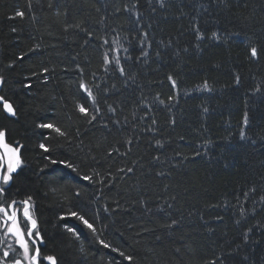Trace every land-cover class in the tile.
Instances as JSON below:
<instances>
[{"label":"trees","instance_id":"trees-1","mask_svg":"<svg viewBox=\"0 0 264 264\" xmlns=\"http://www.w3.org/2000/svg\"><path fill=\"white\" fill-rule=\"evenodd\" d=\"M0 76L43 255L264 264V0H0Z\"/></svg>","mask_w":264,"mask_h":264},{"label":"snow or ice","instance_id":"snow-or-ice-1","mask_svg":"<svg viewBox=\"0 0 264 264\" xmlns=\"http://www.w3.org/2000/svg\"><path fill=\"white\" fill-rule=\"evenodd\" d=\"M161 4H163V0H161ZM16 15L23 17L25 13L23 11H18ZM57 15H59V12ZM213 36L216 39H220L216 33H213ZM104 43L107 44L108 41L105 40ZM126 51L127 49H125V52ZM250 51L252 57L257 56L256 47H252ZM116 52H119V48L116 49ZM143 54L146 55V53ZM113 59L115 60V64L119 66L121 63L119 56L116 55ZM104 61L105 65L112 62L109 60L107 53L104 54ZM119 70L122 74L124 73V68L122 66ZM44 71L47 72L48 69H44ZM169 79L171 80L172 85L175 86L176 81L171 77H169ZM237 82H239V77H237ZM4 83V77L0 76V91H2ZM204 87H208L207 81H205ZM80 88L87 93V96L91 98L92 103L95 106L97 103L96 98L83 81L80 83ZM169 99H174V97H170ZM161 103H163V101H161ZM0 106H2V110L10 116H16V108L14 107L13 102H11L10 99H7L5 95H0ZM78 110L80 113L90 116V121L97 118L96 115L90 113L89 109L84 107L83 104L78 106ZM98 110V106H96L94 111ZM109 111L114 112L115 109L109 106ZM244 122L245 124L248 122L247 115L245 116ZM117 123H119V121H117ZM38 127L51 129L61 136L66 135V133L62 132L59 127H56L52 123L41 124ZM7 131V129H0V232H2V236H0V244H7V247L0 252V264H41L40 248L44 241L43 236H41L39 232L37 220L33 217L30 211L33 207L32 197L28 196L22 201L8 199L12 195L11 187L15 183L14 174L17 176L19 175V170L21 169L23 161L20 157V148L22 146L17 144V146L14 147L7 143ZM240 135L243 138L245 134L244 132H241ZM157 143L159 144L160 142L157 141ZM39 147L45 152L49 151L44 144H40ZM52 163H56V161H52ZM61 163L65 162L61 161ZM67 167L72 168V164L68 163ZM128 171H132V169H128ZM84 179L89 180L91 177L85 176ZM18 205H20V207H18ZM241 212H243V209H241ZM70 214L72 216H77V213L75 212ZM21 215L23 217L24 226L27 228L26 232L20 223ZM79 220H81L88 229H91L93 232L96 231L93 224L89 223L83 216H79ZM177 223L178 222L175 220L172 221V224ZM168 227H171V225ZM69 231L74 232V229H69ZM249 231H251V229H249ZM10 238L15 240V244L18 245V248L13 247L12 243L9 242ZM244 239L247 240L248 236L245 235ZM100 243L104 244L105 247H109V245L105 244L103 240H101ZM43 259L46 260L48 264H57L55 256L48 255ZM127 259L132 261L133 257L128 256Z\"/></svg>","mask_w":264,"mask_h":264},{"label":"bare ground","instance_id":"bare-ground-1","mask_svg":"<svg viewBox=\"0 0 264 264\" xmlns=\"http://www.w3.org/2000/svg\"><path fill=\"white\" fill-rule=\"evenodd\" d=\"M1 92L2 91H0V95H1ZM0 109H1V111L3 112V113H5L3 110H2V106H0ZM5 115H7L6 113H5ZM8 116V115H7ZM9 117V116H8ZM15 118V117H14ZM7 143H9L10 145H12V146H17V144L18 145H20L19 144V142H13V143H11L10 141H8V139H7ZM20 157H21V148H20ZM14 176H15V174H14ZM13 198H15V197H10V199H13ZM15 200H17V201H22V199H15ZM18 207H20V205H18ZM31 214L33 215V217L37 220V225H38V228H39V232H40V234H41V236H42V233H41V230H40V225H39V221H38V219H37V217H36V215H35V208H34V204H33V207L31 208ZM20 220H22L23 221V217H22V215L20 216ZM24 222V221H23ZM43 241H44V239H43ZM43 244H44V242H43ZM46 256H48V255H42V257H46ZM53 256V255H52ZM57 260V259H56ZM41 264H47L46 263V260H44V262L43 263H41ZM57 264H58V262H57Z\"/></svg>","mask_w":264,"mask_h":264},{"label":"flooded vegetation","instance_id":"flooded-vegetation-1","mask_svg":"<svg viewBox=\"0 0 264 264\" xmlns=\"http://www.w3.org/2000/svg\"><path fill=\"white\" fill-rule=\"evenodd\" d=\"M5 169H6V164H5ZM7 191V189H6ZM9 200H11L10 198H8ZM14 199V198H13ZM21 226L24 227L25 232L27 231V228L24 226V222L22 220H20ZM0 236H2V232H0ZM9 242L12 243L13 247L18 248V245L15 244V240L14 239H9ZM44 246V244L41 246V248ZM7 247V244H0V252H2L4 250V248ZM41 248H40V252H41ZM22 251V250H21ZM42 253H41V263L44 262V257H42Z\"/></svg>","mask_w":264,"mask_h":264},{"label":"water","instance_id":"water-1","mask_svg":"<svg viewBox=\"0 0 264 264\" xmlns=\"http://www.w3.org/2000/svg\"><path fill=\"white\" fill-rule=\"evenodd\" d=\"M6 113V112H5ZM7 114V113H6ZM9 117H13V116H10L9 114H7ZM46 263L48 264V262L46 261Z\"/></svg>","mask_w":264,"mask_h":264}]
</instances>
